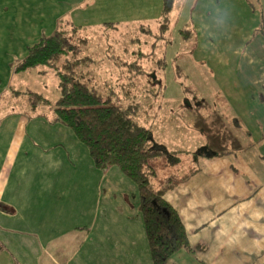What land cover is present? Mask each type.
I'll return each instance as SVG.
<instances>
[{
    "label": "rangeland",
    "instance_id": "obj_1",
    "mask_svg": "<svg viewBox=\"0 0 264 264\" xmlns=\"http://www.w3.org/2000/svg\"><path fill=\"white\" fill-rule=\"evenodd\" d=\"M17 1L19 5L27 2L24 13L21 6L17 9L14 6ZM106 1H7L4 6L7 13L0 12V99L4 106L0 107L1 114H5L7 108L15 107L10 93H20L26 102L30 92L41 95L49 102L50 105L42 109L44 117V112H51L59 98L56 73L61 72L65 64H75L73 72L78 79L95 88L102 97H110L113 103L131 106L136 123L150 131L152 149L162 153L149 163L154 167L152 182L155 188L165 185L170 178H173L170 179L173 183L199 168V153L207 140L203 131L207 127L217 137L215 141L219 150L222 146L225 148L221 153L235 152L247 139L243 133L244 125L249 129L256 126V119L264 118V103H260L264 100L256 98L253 102L248 101L247 105L243 98L241 80L247 72V61L242 60L245 66L241 65L240 54L235 53V50L239 51L237 43L241 37L235 36V33L239 35V28L238 31L234 29L241 21L238 12L240 6L243 7V0H232V6L211 0L214 6L209 7L211 16L206 18L211 30L200 35L197 25L204 22H199L196 16V9H200L199 0H174L169 30L164 36L162 32L158 34L157 29L160 23L157 16L163 0H146L145 4L136 2L134 6L129 5V0ZM248 1L255 6L257 4V0ZM258 13L255 16L260 18L258 22L262 25L264 13ZM231 15L238 18L235 23ZM257 26V32L264 29ZM71 27H77L78 31L73 32ZM55 30H65L72 36L71 42L76 46L74 53L60 58L53 68L39 67L14 74V66L24 58L27 48ZM185 31H190L189 39L183 38ZM256 35L260 36L253 33L255 38ZM227 37L232 47H220L221 40L224 42ZM258 46L255 42L251 54L255 56L259 53L262 61L264 47ZM161 58L166 64L163 69L159 65ZM262 67L264 64L254 70V77L260 78L264 74ZM255 89L253 87V91H248L256 93ZM190 106L193 111L189 110ZM198 118L202 119L201 122L204 120L205 130L201 133L192 127ZM52 130H49V142H54L55 153H61V157L64 153L68 155L70 166H62V169L73 174L70 182L81 190L77 192V199L83 196V213L76 205H69L71 210L67 211L71 214V223L83 227V239L89 236L83 254L90 264H132L128 260L122 262L130 253L120 249L122 243L130 245V237H137V246L142 245L138 243L140 233L138 225L134 227L136 220L133 219L138 215L134 212L141 216L136 185L116 167L106 172L96 170L86 147L72 132L65 129L63 132L66 131V134L58 130L53 134ZM252 134L258 136L259 133ZM258 151L264 152V149L259 148ZM28 161L33 165V157ZM71 198L74 203L78 202L74 196ZM142 232L144 234V229ZM92 248L98 252L107 251L106 255L103 259L94 260ZM49 251H53L52 245ZM142 252L136 258L143 264ZM76 253L73 249L62 250L54 254L55 261L43 256V260L24 259L18 264H76L71 259L82 257V254L76 256ZM0 259L2 264H13L6 254Z\"/></svg>",
    "mask_w": 264,
    "mask_h": 264
},
{
    "label": "crops",
    "instance_id": "obj_2",
    "mask_svg": "<svg viewBox=\"0 0 264 264\" xmlns=\"http://www.w3.org/2000/svg\"><path fill=\"white\" fill-rule=\"evenodd\" d=\"M7 1L0 0V12L3 14L7 13L4 7ZM136 2L145 4L146 0H129V5L134 6ZM215 2L224 6L233 4L232 0ZM15 3L16 9L21 6L24 13L27 2L24 5H19L18 1ZM106 3L114 1L107 0ZM199 6V11L196 9L197 20L204 22L201 24L197 21L200 35L211 30L209 24H206V18L211 16L212 10L209 7L214 5L211 0H199ZM242 6L238 12L241 21L234 28L236 31L239 28V35L235 33V36L241 37H238L237 43L239 51L235 50V53L240 54L241 65H244V60L247 61L244 65L247 72L241 82L244 86L243 98L248 105V101L253 102L256 98L258 101L264 100V74L260 78L253 76L254 70L264 64V59L261 61L259 53L255 56L251 54L255 42L259 44L258 47H264V29L261 32L255 29L257 23L258 29L264 27V17H261V25L258 22L260 18L255 16L259 15L258 12L260 15L264 13V0H257L256 6L243 0ZM161 11L162 7L157 16L159 21L163 18ZM231 17L234 23L238 19L235 15ZM186 32H189V35L186 34L189 39L191 33ZM253 33H259L260 36L256 35L255 38ZM202 36L206 37L204 34ZM228 37L224 38V42L221 40L220 47H232ZM253 87H256V93L248 91H253ZM9 95L15 107L5 106V114L0 112V257L6 254L13 264L24 259L43 260V256L55 261L54 254L73 249L77 251L76 256L82 254V257H75L71 259L72 262L75 260L76 264H90L83 254L89 236L83 239V227L71 223V214L67 212L71 210L69 205H76L83 213V196L77 199V192L81 190L71 184L73 174L62 169V166H70V160L66 157L68 155L64 153L61 157V153H55L54 142H49L50 128L53 134L57 130L66 134V131L63 132L65 128L53 122L52 111H45L44 117L41 115L46 106L33 109L29 100L24 102L18 92ZM2 101L0 99V107H4ZM251 109L253 112L254 109ZM254 114L257 115L256 112ZM255 125L249 129L244 125L243 133L247 139L239 145V150L221 157L208 151L205 154L199 153V168L193 169L195 172L185 182L163 195L164 200L178 214L189 245L188 249L177 251L168 264H264V152L258 151L259 148L264 149V118L256 119ZM252 133L259 134L254 136ZM32 157L33 165H30L28 160ZM71 196L78 202L74 203ZM134 214H138L136 218L133 217L136 220L134 227L138 225V243L142 245L137 246V237H130V245L122 243L120 251L124 249L130 253L122 262L128 260L132 264H142V260H137L136 256L143 251L140 254L143 264H152L146 234L142 232V216L138 212ZM50 245L53 251H49ZM91 250L94 260L103 259L107 252Z\"/></svg>",
    "mask_w": 264,
    "mask_h": 264
},
{
    "label": "trees",
    "instance_id": "obj_3",
    "mask_svg": "<svg viewBox=\"0 0 264 264\" xmlns=\"http://www.w3.org/2000/svg\"><path fill=\"white\" fill-rule=\"evenodd\" d=\"M172 8L173 0H164L158 34L162 32L164 36L167 33ZM71 29L73 32L78 31L77 27ZM186 34L189 35V32L182 34L184 39L188 38ZM71 38L65 30H55L41 37L27 48L26 55L14 66L13 72L19 74L39 67L53 68L60 58L74 53L76 46L72 44ZM159 65H162V69L165 67L164 58L160 59ZM75 66L65 64L62 71L56 73L59 98L52 107L53 122L71 131L78 142L86 147L96 170L106 172L116 167L136 185L151 263L168 264L177 251L188 249L189 245L178 214L164 200L163 195L185 182L195 171H190L173 183L170 181L173 178H170L165 185H157L155 188L152 182L155 177L154 167L149 163L158 159L162 153L152 149L150 131L136 123L131 106L113 103L110 97H102L95 88L78 79L73 72ZM27 96L33 109L50 105L41 95L29 92ZM189 110L193 111V107L190 106ZM200 120L198 118L192 127L201 133L205 129L202 123L204 120ZM203 132L207 139V151L220 157L233 152L229 150L224 151L225 154L221 153L225 148L222 146V150H219L215 141L217 137L212 130L207 127ZM236 149L239 150V146Z\"/></svg>",
    "mask_w": 264,
    "mask_h": 264
},
{
    "label": "flooded vegetation",
    "instance_id": "obj_4",
    "mask_svg": "<svg viewBox=\"0 0 264 264\" xmlns=\"http://www.w3.org/2000/svg\"><path fill=\"white\" fill-rule=\"evenodd\" d=\"M203 150H204V151H203V152H201L202 154H205V153H208V152H209V151H208V152H206V151H207V150H206V148H204ZM210 153H211V152H210Z\"/></svg>",
    "mask_w": 264,
    "mask_h": 264
}]
</instances>
